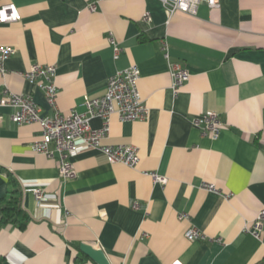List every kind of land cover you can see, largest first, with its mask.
Segmentation results:
<instances>
[{"label":"crops","instance_id":"crops-1","mask_svg":"<svg viewBox=\"0 0 264 264\" xmlns=\"http://www.w3.org/2000/svg\"><path fill=\"white\" fill-rule=\"evenodd\" d=\"M92 1L0 0L21 15L0 23V44L15 49L3 81L49 114L43 91L23 73L56 65L57 102L68 114L83 112L85 95L102 93L113 74L137 65L149 115H113L102 142L136 145L140 162L110 163L81 146L71 158L76 176L63 178L57 158L32 148L40 125H19L0 107V167L20 182L32 218L26 230H1V264H97L81 243L102 249L110 264H262L264 232L257 239L248 228L264 207V0H220L218 8L203 3L196 15L172 16L161 0H102L95 11ZM170 63L190 72L177 92ZM207 111L224 122L216 138L193 123ZM152 172L167 182L145 174ZM7 190L0 171V197ZM191 227L204 237L189 240Z\"/></svg>","mask_w":264,"mask_h":264},{"label":"built area","instance_id":"built-area-1","mask_svg":"<svg viewBox=\"0 0 264 264\" xmlns=\"http://www.w3.org/2000/svg\"><path fill=\"white\" fill-rule=\"evenodd\" d=\"M93 0L89 8L95 11L99 2ZM169 16L176 12L196 15L200 6L207 3L212 8L220 7V0H161ZM21 19L15 4H0V23H13ZM146 19L151 20L147 14ZM114 45L115 57H118L121 48L110 38ZM165 56L169 58L167 46H164ZM15 53L14 47L0 44V107L11 110L10 119L19 124L38 123L41 127V137L34 141L32 148L50 158H57L59 173L63 178H74L77 174L71 158L75 157L81 146L98 149L110 163H123L129 167H136L140 162L139 149L134 144H103L111 129L113 115H118L122 121L145 120L149 115V108L144 103L138 89L140 69L131 65L124 70L117 71L107 82L104 91L97 95H85L83 112L72 111L64 114L60 111L57 102L58 88L55 82L57 67L54 64H34L23 73L26 80L35 83L44 93L51 112L41 114V107L31 94L15 93L8 88L5 61ZM172 89L177 92L189 79L190 72L178 63H170ZM4 116L0 113V124ZM101 120V126L94 128L92 119ZM194 125L200 127L203 133H210L216 138L220 135L224 125L219 114L207 111L193 118ZM151 174L154 181L166 183L167 177ZM207 189L218 191L214 184H205ZM34 195L38 203L44 201L45 194L42 188H36ZM134 207H139L137 202ZM187 217L186 214L180 218ZM257 239H261L264 232V207L248 228ZM189 240L203 238L202 231L196 227L189 228L186 233Z\"/></svg>","mask_w":264,"mask_h":264},{"label":"trees","instance_id":"trees-1","mask_svg":"<svg viewBox=\"0 0 264 264\" xmlns=\"http://www.w3.org/2000/svg\"><path fill=\"white\" fill-rule=\"evenodd\" d=\"M0 171L6 174L8 183L6 194L0 197V209L2 212L0 217V232L8 225H12L20 230H26L32 222V218L22 205L23 191L21 184L12 172L1 167ZM2 260L3 258L0 256V264Z\"/></svg>","mask_w":264,"mask_h":264},{"label":"water","instance_id":"water-1","mask_svg":"<svg viewBox=\"0 0 264 264\" xmlns=\"http://www.w3.org/2000/svg\"><path fill=\"white\" fill-rule=\"evenodd\" d=\"M80 249L97 264H110L106 253L102 249L96 248L88 243H81Z\"/></svg>","mask_w":264,"mask_h":264}]
</instances>
